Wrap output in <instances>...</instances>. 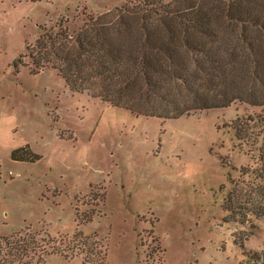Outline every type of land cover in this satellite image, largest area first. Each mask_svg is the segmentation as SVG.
<instances>
[{"label":"rangeland","instance_id":"obj_1","mask_svg":"<svg viewBox=\"0 0 264 264\" xmlns=\"http://www.w3.org/2000/svg\"><path fill=\"white\" fill-rule=\"evenodd\" d=\"M126 1L0 0V236L30 229L66 250L39 264H264V217L222 208L245 158L225 127L261 108L136 117L25 65L42 28ZM26 147L40 158L14 160Z\"/></svg>","mask_w":264,"mask_h":264},{"label":"trees","instance_id":"obj_2","mask_svg":"<svg viewBox=\"0 0 264 264\" xmlns=\"http://www.w3.org/2000/svg\"><path fill=\"white\" fill-rule=\"evenodd\" d=\"M27 50L26 66L56 69L72 92L136 117L175 120L237 101L261 108L225 127L236 154L245 158L222 195V208L233 217H264V0H127L87 15L77 30H63L60 23L44 27ZM12 156L40 158L29 147ZM37 235L28 229L0 236V264H39L44 256L66 255L62 247L48 249Z\"/></svg>","mask_w":264,"mask_h":264}]
</instances>
